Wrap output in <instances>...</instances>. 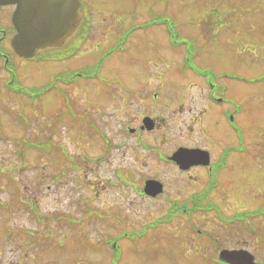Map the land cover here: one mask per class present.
Masks as SVG:
<instances>
[{"label": "rangeland", "instance_id": "obj_1", "mask_svg": "<svg viewBox=\"0 0 264 264\" xmlns=\"http://www.w3.org/2000/svg\"><path fill=\"white\" fill-rule=\"evenodd\" d=\"M134 4V0L91 1L95 16L98 15L99 10L106 14H117L116 9L131 10ZM153 5H157L159 10L167 9L165 15L174 25L180 38L192 40L189 55H192L200 68L212 69L218 73H235V80L223 77L215 79L223 87L226 86L225 94L229 87L227 97H231V100L236 99L242 107L238 119L244 128L240 146L245 151L230 156V161L234 162L237 157L249 158L254 155L264 157V0H138L136 2V6L141 10H147ZM143 18H146V14ZM215 20L218 22L216 23ZM147 32L150 33L151 41V34L154 39L161 38V28ZM148 34L144 33L143 36L148 38ZM92 41L90 39L71 62H63L61 59L49 60L50 62H16L17 79L24 86L41 89L46 87L48 82L56 81L57 87L39 95V100H30L28 97L5 90V80L10 79V75L0 70L2 240H5L6 236L5 226L9 229L10 227L22 229L21 226L36 228L35 221L39 216L37 214L46 218L49 228V237L43 243L47 248L44 249L43 260L37 259L32 263L27 259L23 260L25 253L22 248L26 247L27 240L21 238L15 240L17 243L12 239L13 244L6 240L1 245L0 264H114L115 260L117 264H208L206 255L195 251L196 236L194 251L192 248L185 253L179 241L166 235L176 233L177 221L161 225L156 230L149 227V224L154 223L164 213L160 209L166 194L172 198H186L193 191L200 192L205 178L199 183L200 185H196L197 187H178L177 180L181 178L177 176V172L172 171L170 167L159 168L158 157H143L146 153L143 149H139V152L131 149L127 152L129 156L141 152L143 155L113 157L115 165L122 164L124 168L131 170L128 183L121 187L122 184L112 171L115 167L100 162V157L97 165L96 162L90 161L91 158L97 159L90 154L98 151H95L92 142L88 143L89 137H79L81 131L84 133L86 122L83 120L75 122L72 118L74 113L72 110L87 112L99 122L113 143L126 139L125 134L123 136L120 134L123 113H111L114 111L108 112V107L92 104L95 100L89 93L96 88L93 82L88 84V90L83 94L85 96L80 97L76 87L68 86L65 98L61 97V73L64 71L69 73L84 64L94 65L99 54L112 43L111 40L99 36L97 41L99 45ZM178 46L183 45L178 44ZM172 51L170 46L162 41L160 57L173 58ZM183 51L181 48L178 49L176 51L178 54L174 58L181 59ZM58 54L61 55V49ZM148 55L141 46L132 52L116 54L110 65L102 64L101 73L113 78L117 73L123 74V68H129L130 71H126L125 74L143 75L146 73L145 62L133 65L128 59ZM116 58L125 59L121 61L122 65L117 70L112 65L117 64L114 61ZM258 78L261 80L256 81L255 79ZM174 83L173 89L182 95L188 89L197 87L194 86L195 83H199L200 86L202 81L199 78H192L190 73H185L177 75ZM183 103L186 104V101ZM168 113L163 111L167 116ZM213 117H210L211 122ZM189 118L187 111H180L178 104L177 113L170 121L168 129V137L171 140L163 147L166 151L180 144L191 146L204 141L202 137L190 134ZM208 126L214 139L217 140L224 135L219 126L211 125L209 121ZM164 138L165 134L162 130L146 135V140L154 145L163 142ZM195 138L201 141H195ZM226 140L225 143L238 145L233 137L229 141ZM129 141L136 142L134 139ZM207 141L212 143L213 139ZM218 144L214 147L220 148ZM63 152H68L70 157H63ZM78 153H81V157H74ZM68 159L76 160L79 166L72 168ZM80 163L84 165L82 172ZM91 164L95 165L97 172H92ZM234 173L235 170L232 172L229 168L226 170V179L230 182L223 184L231 185L227 194L223 195L218 190L213 193V201L220 202L228 216L249 211L247 209L250 208L243 205L242 200L239 199L240 193L244 191L243 179L240 178L243 174L239 173L237 176ZM79 177L83 180L81 186L77 181ZM151 177L161 179L165 187L166 182L168 183L167 193L161 198L162 200L139 196L134 188L145 178ZM93 183H96L98 188L105 185V188L101 191L96 188L100 193L94 194L90 189ZM223 186H219V190H222ZM249 201L254 202L252 199ZM32 206L37 207L35 210L37 214L29 210ZM165 206L166 203L162 207ZM201 212L193 215L195 230L210 226L216 236L217 224H220L218 217L212 211ZM146 225L148 230L152 231L146 236L123 235L124 230L130 233L133 230L141 231ZM232 231L234 232H231V235L240 234L235 227H232ZM58 234H61V240ZM109 236L115 240V247L109 248L108 244H105Z\"/></svg>", "mask_w": 264, "mask_h": 264}, {"label": "flooded vegetation", "instance_id": "obj_2", "mask_svg": "<svg viewBox=\"0 0 264 264\" xmlns=\"http://www.w3.org/2000/svg\"><path fill=\"white\" fill-rule=\"evenodd\" d=\"M91 1L81 0L79 9L80 22L73 32L65 38L61 46L40 48L33 58L21 57L14 50L12 42L17 34V26L13 17L16 6L0 3V70L10 75V79L7 77L8 79L5 81L13 83L16 80L18 76L16 62L49 61L47 55L56 53L60 49L61 61L71 62L78 56L90 39L95 41L96 45H99L97 44L98 36L111 40L112 43L99 54L94 65L84 64L77 69L69 71V73L64 70L61 73V97L65 98L68 86L76 87L80 97L85 96L83 94L88 90V84L93 82L96 88L89 93L95 100L92 104L98 107H108V112L114 111L111 113H123V115L120 113L122 122V133L120 134L122 136L125 134L126 139L115 144L112 142L111 137H108L107 132L103 131L99 122L87 112L82 113L72 110V113L74 112L72 118L75 122H79V120L86 122L84 133L81 131L82 133L80 132L79 137H89L88 143L92 142L96 149L95 151H98V153L90 154L91 157H97V159L91 158L90 161L96 162L97 165L99 164L98 157H100V162L108 163L112 168L115 167L112 171L119 179V183L122 184L120 185L121 187L128 183L131 170L124 168L122 164L115 165L113 157H141L143 155L141 152L140 154L132 153L129 156L127 152L131 149L135 152L143 149L146 152L143 157H158L157 162L159 164L157 166L159 168L170 167L172 171L177 172V176L181 178L177 180L179 181L177 183L178 187H197L196 185L200 182L202 183V179L205 178L200 192L193 191L182 199L172 198L167 195L168 183L166 182L165 187L164 182L155 177L145 178L141 184L134 186L139 196L148 199H161L166 194L163 198L166 206L162 207L164 204L162 202L160 209L164 213L154 223L149 224V227L156 230L161 225L164 226L177 221L176 233L174 235L173 233L166 235L179 241L185 253L193 248L196 236L195 251L205 254L208 264H264V157H256L254 155L249 158L237 157L234 162L230 161V156L245 151L240 146L244 128L238 119L242 107L236 99H233L235 100L233 101L231 97H227L229 87L226 89L227 92L225 94L226 86L224 85V88L215 81L218 77L233 78L235 80V73H218L212 69L200 68L193 60L192 55L188 54V52H191V47L188 46H192V40L180 38L174 25L165 15L167 9L159 10L157 5H153L147 10H141L136 6L138 0H134L135 4L131 10L119 11L116 9L115 13L117 14H106L99 10L97 12L98 15L95 16ZM96 1L93 0V2ZM144 14H146L147 19L143 18ZM215 22L217 23L218 21L215 20ZM230 26L232 27V25ZM158 28H161V38L154 39L151 34V41L150 33L148 34L147 31L157 30ZM144 33L148 34V38L143 36ZM162 41L170 46L174 56H177L178 53L176 51L178 49H183L181 59L174 58V56L173 58L160 57ZM179 43L187 44L186 49L185 47H178ZM139 46L143 47L149 55L146 57L136 56L129 58L128 61L133 65L145 62V74H125L126 71H130L129 68H123V74L117 73L113 78L108 76V74L101 73L102 64L110 65L114 55L132 52ZM94 60L95 57L93 56V62ZM114 61L117 64L112 65L117 70L122 65L121 61H125V59L116 58ZM185 73H190L192 78L201 79L202 84L198 86L199 83H195L194 86L197 87L188 89L185 94L180 95L173 89L174 82L177 75ZM140 77L143 78L141 79ZM190 90L192 91L190 92ZM9 91L18 95L21 94L17 90ZM184 101H186V104L183 103ZM178 104L180 111L186 110L190 115V134L202 137L204 141L200 143L192 142L194 144L191 146L180 144L166 151L163 147L171 140L168 137V129L170 128V121L177 113ZM69 106L71 108L70 101ZM163 111L169 112V116L163 114ZM132 112L135 114H132ZM211 116H214L212 122L210 121ZM208 121L211 125L215 124L222 129V134L224 135L221 138L214 139V136L210 133ZM158 130H162L165 134L163 142L161 141L158 145L149 143L150 141L146 140V135ZM232 137L238 142V145H233L230 142L225 143L226 139L229 141ZM129 139H134L136 142H131ZM195 139V141H201L197 138ZM208 139H213V142L207 141ZM215 144L220 145V148H215ZM182 148L197 150L198 154L178 156L183 157L180 162L173 159L175 152ZM63 157H70V154L63 152ZM74 157H81V153L74 155ZM240 158L244 159L241 160ZM68 161L72 168L79 166L76 160L71 161L68 159ZM83 166L80 163L81 172ZM90 166L92 172L96 171L94 164ZM248 167L253 168L250 169ZM228 168L230 172L235 170L234 175L243 174L240 178L243 179L244 193H240L239 199L242 200L241 203L243 205L250 207L247 209L249 211L237 212L231 216L225 213L224 206L220 202L213 201V193L215 191L218 190L223 195L230 191L229 187L231 185L225 186L223 184L225 182L229 184L230 182L226 179V170ZM150 180H153L155 184V188L152 191L147 188V183ZM77 181L81 186L83 183L82 178L79 177ZM219 186H223L222 190H219ZM90 187L91 191L97 194L100 193L102 188H105V185L102 188H98L96 183H93ZM96 188L100 191L96 190ZM249 199L254 200V202L249 201ZM36 209L37 207L34 206L29 208V210L37 214L35 212ZM203 210L209 213L212 211L218 217L220 224H217L218 229L216 231L218 232L216 236L212 233L210 226L205 227L206 229L197 228L195 230L193 215L194 213H202L201 211ZM37 215H39L37 220H34L37 223H35L36 228L27 226H21L22 229L10 227L9 234L5 236V240H2L0 223V249L2 243H5L6 240L13 244V241L23 238L27 240L26 247L20 245L25 253L23 260L27 259L31 263L37 259L43 260L44 249L47 250L43 243L49 237V228L46 218L40 214ZM232 227H235L240 232L238 236L230 234L234 232ZM194 230L197 232L196 234ZM150 232L152 231L148 230V225H146L141 231L133 230L130 233L124 230L123 235L137 234L141 237L148 235ZM116 236L119 237L121 235ZM58 237L61 240V234H58ZM110 237L106 239L105 244ZM221 238L224 240H221ZM90 242L92 241L90 240ZM58 246L60 249L61 242ZM192 251H194V248ZM117 263V260H115L114 264Z\"/></svg>", "mask_w": 264, "mask_h": 264}, {"label": "water", "instance_id": "obj_3", "mask_svg": "<svg viewBox=\"0 0 264 264\" xmlns=\"http://www.w3.org/2000/svg\"><path fill=\"white\" fill-rule=\"evenodd\" d=\"M17 3L15 23L18 34L13 40L15 50L32 57L35 49L59 45L79 21L80 0H0Z\"/></svg>", "mask_w": 264, "mask_h": 264}]
</instances>
